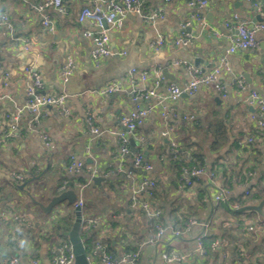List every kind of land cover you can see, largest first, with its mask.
I'll use <instances>...</instances> for the list:
<instances>
[{
  "label": "crops",
  "instance_id": "1",
  "mask_svg": "<svg viewBox=\"0 0 264 264\" xmlns=\"http://www.w3.org/2000/svg\"><path fill=\"white\" fill-rule=\"evenodd\" d=\"M42 1L0 0V13L6 12L13 26L12 34L0 26V94H8L0 99V264L10 256H17L20 264H32L33 259L39 264H56L57 246L67 238L75 205L64 201L45 213L30 201L27 192L46 204L49 192L57 194L67 188L82 200V217L100 220L98 225L83 230L90 264L100 260L95 242H101L118 260L123 252L138 250L135 264H236L241 251L245 258L240 264H264V218L254 210H238L243 205H257L264 197V139L250 118L254 106L247 100L250 90L264 94V32H257L255 47L226 55L233 70L221 74L228 89L226 97L202 86L192 96L182 94L166 103L170 111L165 118L160 109L152 110L136 131L129 133V154H120L113 134L104 131L94 137L86 121L90 115L102 130L120 128L118 118L135 107L129 97L132 88L128 70L132 67L148 72L147 80L138 81L135 88L151 86L153 70L166 69L170 78L163 76L156 89L159 94L165 93L168 83L182 85L188 81L182 61L201 71L210 69L229 45L226 35L231 28L224 22L232 14L259 19L250 2L206 0L205 7L196 8L187 0H141L146 10L158 8L160 15L147 22L140 15L126 14L121 29L108 32V46L114 54L94 63L90 58L92 42L83 32H97L98 28L90 20H77L80 8L89 0H62L65 12L45 8L43 12L54 23L52 32L40 23L42 12L35 6ZM196 13L204 16L205 26L192 17ZM161 35L164 44L153 49L151 42ZM180 35L190 36L191 42L175 45L173 40ZM15 37L20 39L13 41ZM22 39L27 40L26 48ZM68 56L74 66L69 80L63 83L61 66ZM25 68L38 72L43 91L66 94L68 112L62 114L47 105L37 122H29L26 113L10 134L8 115L26 100L30 77ZM3 71L8 73L6 89L1 83ZM233 75L243 79V89L230 86ZM111 81L119 82L121 89L108 95L96 92ZM153 101L151 98L143 104ZM176 112H196V119L183 121L173 115ZM165 131L167 134H162ZM42 133L49 136L50 146L41 140ZM139 135L142 141L137 139ZM247 136L254 142L239 145L238 140ZM187 144L194 145L190 150L200 147L204 167L215 171L214 178L201 175L190 186L184 185L182 170L169 161L170 154L185 156ZM136 150L152 168L127 174ZM72 154L84 162L82 173L65 172ZM94 168L106 175H99L104 178L99 183H87ZM14 172L23 174L24 180L15 181L11 177ZM147 175L156 179L150 201L161 210L165 230L159 236L153 220L130 203L132 188ZM63 180L73 187L62 189ZM245 181L251 192L248 198L243 196ZM220 186L228 189V197L217 202L214 195ZM53 209L56 215H52ZM261 210L264 213V202ZM191 219L207 221L208 226L189 224ZM172 229H179L181 234L175 236ZM200 233L204 235L202 255L196 250ZM166 250L192 256L186 262H166L160 256Z\"/></svg>",
  "mask_w": 264,
  "mask_h": 264
},
{
  "label": "built area",
  "instance_id": "2",
  "mask_svg": "<svg viewBox=\"0 0 264 264\" xmlns=\"http://www.w3.org/2000/svg\"><path fill=\"white\" fill-rule=\"evenodd\" d=\"M26 1V0H20ZM253 7L255 13L259 16L258 20L244 19L238 17L236 14H232L229 20L224 22L225 26L231 28L229 34L226 35L229 45L225 49V55L220 56L216 64H214L210 69L201 71L199 68L182 61L180 63L184 64L187 68L189 74V79L182 85L175 83H168L165 87V93L159 94L156 89L161 85L163 81L162 71L157 68L154 69L155 78L153 84L148 87L135 88L138 81L144 83L147 80L148 72L146 70H137L136 68H130L128 70V77L131 83V90L129 91L130 99L135 103V107L122 114L118 118L120 128L118 129H108L102 130L95 126L93 119L90 115L87 116L86 121L90 132L95 136H98L102 132H108L117 137L118 141V151L121 155L129 154V133L135 132L137 127L140 126L147 115L154 109H160V114L163 118L168 114L169 109L166 107V103L176 101L182 94H187L192 96L195 94L202 86L211 87L217 92L221 97H226L228 89L223 84L221 80L222 73H232V67L230 62L227 60L226 55L232 54L238 50H246L253 48L257 45L256 34L257 32H264V0H247ZM188 5L196 8H203L207 5L206 0H187ZM51 6L59 12H65V7L62 4V0H43L41 3L36 5V9L41 11V25L46 31H54V23L51 18L44 11L45 8ZM126 14H137L142 16L144 21L150 22L154 18L158 17L159 9L154 8L153 10H146L143 7L141 0H89V3L82 6L77 15V20L82 22L84 20H90L97 28V32L84 31L83 35L90 38L92 42V49L90 51V58L94 63H98L103 57H109L114 54L108 46V32L110 30H120L123 24V19ZM193 18L198 20V22L205 26L207 23L202 14H194ZM0 26L5 28L7 32L12 34L13 26L6 12L0 13ZM216 36L221 35L217 31H213ZM20 38H12L13 41L19 40ZM164 37L158 36L155 40L151 42V47L153 49H158L164 44ZM23 46L27 47V40L22 39ZM191 42V37L187 35H180L174 38L173 43L175 45H188ZM124 54V51L121 52ZM73 59L68 56L61 66V81L66 83L73 70ZM25 72L28 73L30 77V82L26 87V100L20 105H15L14 110L8 115L10 122V134L17 130L18 121L20 117L24 114H29V122H37L42 116V108L47 105H52L62 114L68 112L66 107V94L64 93H50L43 91V82L38 72L32 70L31 68H25ZM2 85L6 89L8 85V73L3 71L2 75ZM231 87H236L243 89L245 84L243 79L233 75L231 79ZM121 89V84L117 81H111L104 87L98 89L96 92L102 95H108L115 91ZM3 97H8L7 92L0 94V99ZM154 101L151 104L144 105L143 102L149 99ZM247 100L250 104L254 106V112L250 115V118L254 120L258 130L261 132V137L264 139V94H260L255 90H250L247 95ZM172 112V111H171ZM174 116L180 117L183 121L193 122L196 119V112H176L173 113ZM162 134H167V131ZM40 138L45 144V146H50L51 140L49 136L45 133L40 134ZM139 141L143 140L142 135L137 136ZM254 142L252 136L244 137L238 140L239 145L248 146ZM172 147L175 146L174 142L170 144ZM152 168L150 162L146 161L140 150H136L133 153L132 159V169H130L127 174H132L133 169H140L143 171H149ZM181 175L184 185L190 186L194 179L201 175H208L211 179L215 176V171L212 169L207 170L204 166H189L181 169ZM84 171V162L79 159L76 155L72 154L68 158V162L65 164V172L67 174L82 173ZM89 179L87 183L95 176L106 175L98 169L94 168L89 172ZM11 177L17 181L21 182L24 180L25 176L21 173H12ZM245 181L242 184L243 196L248 198L250 196V189ZM67 185V181L63 180L62 189ZM156 187V179L149 175L142 176L138 183L131 190L130 203L131 207L142 211L145 216L153 220V227L156 231V236L161 235L164 232V227L161 225V210L156 207L150 198L153 195V190ZM228 197V189L224 186H220L214 195L215 201H225ZM83 202L80 198L76 199L74 205L82 206ZM236 206V205H235ZM100 223L98 218H86L82 217V224L84 228L88 226H96ZM189 224L200 225L207 227L208 222H199L191 219ZM172 233L175 236L181 234L179 229H172ZM203 233H200L196 237V250L199 254L205 253V247L202 241ZM96 247L100 250V260L97 264H119L120 262L135 264L139 259V251L123 252L119 260L112 257L108 252L106 247L101 244V242H95ZM213 246L216 243H212ZM212 246V247H213ZM161 258L166 262L181 263L186 262L189 257L192 256L190 253L178 252L176 250H166L161 252ZM239 260L236 264H240L244 261V252H239ZM264 258V252H263ZM56 264H72L73 253L71 250L70 243L67 241L61 242L57 246V255L54 258ZM3 264H20L17 256H10L3 261ZM32 264H39L38 259H33Z\"/></svg>",
  "mask_w": 264,
  "mask_h": 264
},
{
  "label": "water",
  "instance_id": "3",
  "mask_svg": "<svg viewBox=\"0 0 264 264\" xmlns=\"http://www.w3.org/2000/svg\"><path fill=\"white\" fill-rule=\"evenodd\" d=\"M198 61L199 59L196 58ZM196 63V62H195ZM196 65V64H195ZM162 75L165 78H170V75L166 71V69L162 70ZM172 79V78H171ZM133 171L141 172L140 169H133ZM104 178L101 176H95L93 177V181L95 183H99ZM25 183L20 184L19 188H23ZM27 196L29 197L30 201L37 205L43 212L49 213L51 209L62 202H66V204H74L76 201V194L73 192L71 188L64 189L57 194H53L52 192H49L48 194V202L46 204L41 203L40 201L36 200L33 195L29 192H27ZM264 202V197L261 199V201L257 204H247L240 207L239 211L244 210H254L256 211L260 216L264 218V213L261 210V206ZM74 212L75 217L70 225V228L67 233V240L70 243L71 250L73 253V261L72 264H90L86 252H85V246H84V240L81 236V226H82V215H81V208L80 206H74Z\"/></svg>",
  "mask_w": 264,
  "mask_h": 264
},
{
  "label": "trees",
  "instance_id": "4",
  "mask_svg": "<svg viewBox=\"0 0 264 264\" xmlns=\"http://www.w3.org/2000/svg\"><path fill=\"white\" fill-rule=\"evenodd\" d=\"M191 144H193V143H191ZM191 144H187V148H189V149H188V151H184L185 156L180 155V154H177V155L173 156V154H170V161L169 162L171 163L172 167H175L176 169H178L180 171L182 168H185L187 166H192V165L205 166L204 165V155L202 154L200 147H197V149H195V150L194 149L190 150V147L194 146V145H191ZM174 157H179V158H174ZM215 165H211V166L213 167ZM221 166H222V168L224 170V166L223 165H221ZM67 186L68 187L69 186L73 187V184L69 183V184H67ZM251 195L253 196L254 193L251 194ZM255 196L257 197V194ZM83 230H84V224H82L81 232H80L82 238H83ZM66 240H67V238L65 239V241Z\"/></svg>",
  "mask_w": 264,
  "mask_h": 264
},
{
  "label": "rangeland",
  "instance_id": "5",
  "mask_svg": "<svg viewBox=\"0 0 264 264\" xmlns=\"http://www.w3.org/2000/svg\"><path fill=\"white\" fill-rule=\"evenodd\" d=\"M54 209H55V208H54ZM54 209L52 210V212H54V214H52V215H56L55 213H57Z\"/></svg>",
  "mask_w": 264,
  "mask_h": 264
}]
</instances>
